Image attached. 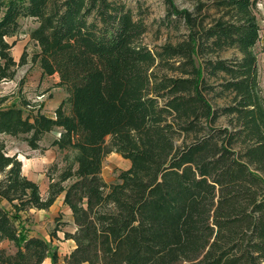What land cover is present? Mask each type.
I'll use <instances>...</instances> for the list:
<instances>
[{"label":"trees","instance_id":"16d2710c","mask_svg":"<svg viewBox=\"0 0 264 264\" xmlns=\"http://www.w3.org/2000/svg\"><path fill=\"white\" fill-rule=\"evenodd\" d=\"M192 3L164 0L165 25L179 37L149 49L144 23L122 0H0V81L24 64L5 39L31 18L32 60L68 93L53 119L0 109V136H26L38 150L59 129L51 145L76 154V168L49 178L43 199L0 141V243L16 249L0 250V264H60L18 220L61 195L75 227L64 233L74 249L61 264H264L257 1ZM110 153L130 167L107 184Z\"/></svg>","mask_w":264,"mask_h":264},{"label":"rangeland","instance_id":"374dc122","mask_svg":"<svg viewBox=\"0 0 264 264\" xmlns=\"http://www.w3.org/2000/svg\"><path fill=\"white\" fill-rule=\"evenodd\" d=\"M122 2L131 10L134 18L140 19L146 27V33L141 38L142 45L154 49L177 41L178 32L165 25L164 0H122ZM174 3L178 8L187 9H191L193 4L192 0H174ZM261 11L264 10L257 6L256 17L260 30L254 52L257 56L260 87L264 91V12ZM18 25L17 32L5 40L12 46L10 55L13 60L18 64L23 58L24 64L16 67L13 79L0 81V109L20 108L24 117L41 114L53 119L55 110L67 99L68 93L65 88L57 86L59 81L57 75H43L38 62L32 60L38 53V47L29 35L37 27L36 20L20 18ZM64 108L69 113V107L65 105ZM59 133L60 130L55 129L44 135L39 142L38 150L30 149L25 141L26 136L15 138L1 135L0 141L4 143L7 155L17 156L25 177L43 180L51 178L57 181L60 173L67 167L76 168L74 151L59 150L51 145L53 140L58 138ZM129 167V161L116 153H110L103 162L101 177L107 184L115 183L120 172L128 170ZM71 182H65L64 187ZM4 206L10 209L7 204ZM18 224L29 236H37L49 243L50 249L56 250L60 264L74 249V242L64 238V233L73 230V224L66 222V215L61 211V206L53 212L29 209L20 213ZM0 250H4L8 255L16 251L13 244L6 240L0 243Z\"/></svg>","mask_w":264,"mask_h":264},{"label":"crops","instance_id":"0c3cea01","mask_svg":"<svg viewBox=\"0 0 264 264\" xmlns=\"http://www.w3.org/2000/svg\"><path fill=\"white\" fill-rule=\"evenodd\" d=\"M262 1H264V0H262ZM262 1L261 2L257 1V6L262 8V10H264V2H262ZM261 12H264V11H261ZM27 178L39 186L40 195L43 199H45L47 196L49 178L44 179V180L41 178L36 179V178L29 177V176H27ZM60 206H61V211L66 215V222L73 224L70 210L68 209L67 206L63 205V196L62 195L56 199V201L53 203V205L48 210L53 212V211L57 210L58 207H60ZM38 211L44 212L45 210H38ZM74 231H75V227L73 224V230L70 233H73ZM35 237H37V236H35ZM42 264H50V260L48 258H46Z\"/></svg>","mask_w":264,"mask_h":264}]
</instances>
